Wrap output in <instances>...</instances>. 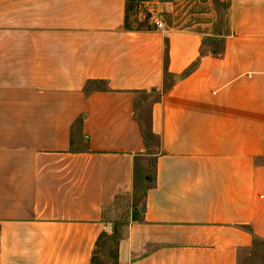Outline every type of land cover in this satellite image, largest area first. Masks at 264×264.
<instances>
[{"label": "crops", "instance_id": "obj_1", "mask_svg": "<svg viewBox=\"0 0 264 264\" xmlns=\"http://www.w3.org/2000/svg\"><path fill=\"white\" fill-rule=\"evenodd\" d=\"M128 1L0 0V264H91L144 161L118 264H237L264 242V0H218L215 31L135 28Z\"/></svg>", "mask_w": 264, "mask_h": 264}, {"label": "rangeland", "instance_id": "obj_2", "mask_svg": "<svg viewBox=\"0 0 264 264\" xmlns=\"http://www.w3.org/2000/svg\"><path fill=\"white\" fill-rule=\"evenodd\" d=\"M182 7L179 12L166 11L164 7L159 6V0H129L128 22L130 26L135 28L146 27L154 19L160 20L164 26L173 28H186V27H200V23H210L209 27L204 26V29L210 28L215 31L219 26L226 24L225 11L227 7L226 1L218 0H179ZM206 2H209L207 5ZM207 7H213L214 12L209 17H204L198 10H206ZM199 12V13H198ZM150 96L142 94L138 99L139 109L138 116L145 131L148 130V102ZM155 137L149 136L150 145H154ZM137 192L132 190L130 195L120 196L115 205L109 212V221L111 225V232L116 228L119 233H124L127 223L130 219L139 218L142 210L143 198L142 189L140 184H146L148 181L143 182L142 175H151L152 168L150 161L139 163L137 170ZM140 189V190H139ZM134 207L137 211L134 212ZM133 215V216H132ZM95 264H116L115 245L113 239H108L104 247L98 249ZM237 264H264V242H256L252 246L243 249L238 254Z\"/></svg>", "mask_w": 264, "mask_h": 264}, {"label": "trees", "instance_id": "obj_3", "mask_svg": "<svg viewBox=\"0 0 264 264\" xmlns=\"http://www.w3.org/2000/svg\"><path fill=\"white\" fill-rule=\"evenodd\" d=\"M150 163L152 164L151 161H150ZM137 170L138 169L136 167V171L134 173V179H133V191L134 192H137V188H138V183H137V172L138 171ZM140 180H142L143 182L148 181V183H146V184L145 183L144 184H140L141 185V188L140 189H142V198H143V196L145 194V191L153 183L152 174L151 175H142ZM133 213H135V211ZM133 220H136V219H133ZM122 236H123V233L122 232L119 233V231L116 228H113L111 234H108L107 232H102L98 236V238L96 240L95 247H94V250H93V253H92L91 264H95V262H96V256H97V253H98V249L101 246L104 247L105 244H106V241L108 239H113V241H114V245H115V257L117 258V246H118V242L122 238ZM116 264H118L117 260H116Z\"/></svg>", "mask_w": 264, "mask_h": 264}, {"label": "built area", "instance_id": "obj_4", "mask_svg": "<svg viewBox=\"0 0 264 264\" xmlns=\"http://www.w3.org/2000/svg\"><path fill=\"white\" fill-rule=\"evenodd\" d=\"M154 25L157 27V28H162L163 27V24L160 20H155L154 21Z\"/></svg>", "mask_w": 264, "mask_h": 264}]
</instances>
